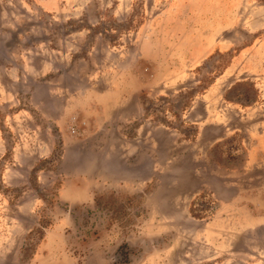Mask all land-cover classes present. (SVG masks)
Here are the masks:
<instances>
[{"label":"rangeland","instance_id":"rangeland-1","mask_svg":"<svg viewBox=\"0 0 264 264\" xmlns=\"http://www.w3.org/2000/svg\"><path fill=\"white\" fill-rule=\"evenodd\" d=\"M0 264H264V0H0Z\"/></svg>","mask_w":264,"mask_h":264},{"label":"trees","instance_id":"trees-1","mask_svg":"<svg viewBox=\"0 0 264 264\" xmlns=\"http://www.w3.org/2000/svg\"><path fill=\"white\" fill-rule=\"evenodd\" d=\"M127 260V259H126ZM127 262V261H126Z\"/></svg>","mask_w":264,"mask_h":264}]
</instances>
